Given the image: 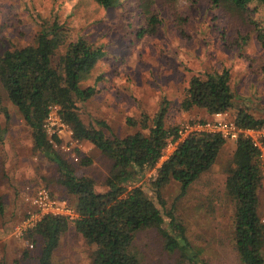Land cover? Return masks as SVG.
<instances>
[{"label":"rangeland","instance_id":"rangeland-1","mask_svg":"<svg viewBox=\"0 0 264 264\" xmlns=\"http://www.w3.org/2000/svg\"><path fill=\"white\" fill-rule=\"evenodd\" d=\"M145 1L143 10L136 0H118L107 8L95 0H0V54L34 44L42 23L54 18L68 29L70 39L83 37L101 47L103 57L80 81L82 88L91 86L95 92L77 105L82 121L101 128L109 137L139 130L142 114L151 119L160 107L165 108L166 126L211 118L203 108L181 109L180 102L193 74L203 76L222 68L230 72L234 95L228 118L234 120L239 109L264 118V48L253 23H263L264 6L252 4L240 10L227 0L219 6L209 0ZM150 15L159 19L151 32L147 26ZM129 117L134 124L126 121ZM253 136L263 143L258 211L264 221V127ZM51 150L71 162L75 175L92 177L97 191L105 190L111 160L99 149L83 140L78 161L59 148L51 146ZM87 157L90 164L81 165ZM231 159L232 153L223 150L215 164L182 195L176 181L161 190L162 212L173 209L185 226L191 247L207 264H241L233 234L234 205L224 179V167ZM155 174L152 169L146 177ZM58 177L51 157L33 150L31 128L0 85V264H38L41 242L28 237L34 227L21 235L16 227L34 210L25 198L38 186H45L74 207V197L66 193ZM74 220H68L52 264H90L94 247L74 230ZM134 247L142 264H187L179 251L164 248L162 236L154 228L140 231Z\"/></svg>","mask_w":264,"mask_h":264},{"label":"trees","instance_id":"trees-1","mask_svg":"<svg viewBox=\"0 0 264 264\" xmlns=\"http://www.w3.org/2000/svg\"><path fill=\"white\" fill-rule=\"evenodd\" d=\"M95 1L106 8L118 3V0ZM136 1L146 9L145 0ZM209 1L219 6L225 0ZM227 1L240 10L249 9L252 4L264 6V0ZM158 22L155 15H150L148 31L155 30ZM253 23L256 38L264 48V21ZM103 55L101 47L83 37L70 39L68 29L54 18L42 23L34 44L6 49L0 54V85L31 128L33 150L51 157L57 165L59 183L74 197L78 214L73 221L74 230L94 247L90 264H142L134 240L140 231L148 228L156 229L162 236L164 248L168 252L179 251L187 264H207L191 247L185 226L173 209L162 212L165 205L161 190L176 181L180 184V195L184 194L216 162L225 139L213 132L190 134L156 169L155 176L147 178V173L156 167L167 140L176 138L177 127L165 125L164 107L151 119L142 114L140 129L123 137H109L101 128L86 125L77 103L90 98L95 89L82 88L81 75L90 72ZM229 82L227 68L203 76L193 74L180 108H203L209 115L228 111L234 97ZM52 104L59 106V113L72 128L75 138L88 141L111 160L105 190L97 191L92 177L75 175L71 162L51 150L43 121ZM4 115L8 120L9 114L5 111ZM233 119L242 129L264 127V118H256L244 109H239ZM126 121L134 124L130 117ZM97 124L107 127L102 121ZM259 153L250 137L240 135L232 159L224 167L226 193L234 205L233 234L241 264H264V221L258 211V191L263 180ZM90 162L91 158L87 157L80 164L85 166ZM2 211L0 200V213ZM68 227L67 218L46 215L29 231L28 237L41 242L38 264H52L54 250Z\"/></svg>","mask_w":264,"mask_h":264},{"label":"built area","instance_id":"built-area-1","mask_svg":"<svg viewBox=\"0 0 264 264\" xmlns=\"http://www.w3.org/2000/svg\"><path fill=\"white\" fill-rule=\"evenodd\" d=\"M43 128L49 137V142L53 147L59 148L63 153L73 161H78L81 151L82 141L74 137L73 130L66 123L60 113L59 106L52 104L48 107L47 115L43 121ZM258 129H242L237 126L234 120L228 118L227 111H219L212 114L209 119H194L181 123L177 127L176 138L168 139L166 146L162 150V158L165 160L176 149L179 142L193 133L213 132L218 133L226 140L236 141L240 135L250 137L253 145L256 146L261 156L262 144L253 134ZM57 138V140L55 139ZM158 161V163H159ZM157 163V164H158ZM34 210L29 211L26 218L21 222V225L16 227L19 235L27 228L35 227L43 216L65 217L68 220H74L78 217L74 207H72L65 199L56 197L45 186H38L32 190V193L27 194L25 198Z\"/></svg>","mask_w":264,"mask_h":264},{"label":"crops","instance_id":"crops-1","mask_svg":"<svg viewBox=\"0 0 264 264\" xmlns=\"http://www.w3.org/2000/svg\"><path fill=\"white\" fill-rule=\"evenodd\" d=\"M209 115V114H208ZM212 115H209V117H211ZM26 124V123H25ZM235 144H236V142L235 141H233V140H227V141H225V143H224V145L221 147V149H220V151H219V153H218V156H217V158L219 157V154L224 150V154H225V151L226 150H228V153H233V151H234V149H235ZM166 160V159H165ZM163 158H162V160L161 161H159V163L156 165V167L154 168V171H156V169L158 168V167H160L161 166V164L163 163V161H165ZM215 164V163H214ZM213 164V165H214ZM212 165V166H213ZM211 166V167H212ZM210 167V168H211ZM209 168V169H210ZM208 169V170H209ZM224 173H225V175H224V179H226V177H227V174H226V172H225V170H224Z\"/></svg>","mask_w":264,"mask_h":264}]
</instances>
